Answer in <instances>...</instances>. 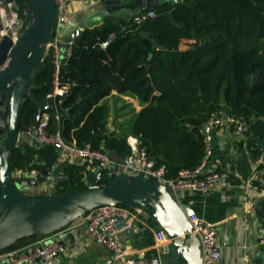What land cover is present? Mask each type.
<instances>
[{
	"label": "trees",
	"instance_id": "16d2710c",
	"mask_svg": "<svg viewBox=\"0 0 264 264\" xmlns=\"http://www.w3.org/2000/svg\"><path fill=\"white\" fill-rule=\"evenodd\" d=\"M17 2L33 11L28 0ZM148 9L158 15L126 25L108 19L83 31L73 55L63 61L61 82L72 85L69 94L58 96V112L49 109L50 132L60 131L79 145L91 143L118 160L131 152L128 138L136 136L159 165L167 166L168 176L176 177L201 164L203 127L226 114L246 122L248 149L257 159L264 150V0H184ZM55 67L50 51L23 103L20 131L36 124L30 96L43 100L54 92ZM114 89L130 91L146 105L127 126L109 131V107L100 101ZM58 158L51 144L21 142L12 168L47 173ZM83 171V165L67 164L68 180L57 193L86 188ZM117 177L105 174L99 185ZM1 196L0 185V202ZM38 238H24L8 249Z\"/></svg>",
	"mask_w": 264,
	"mask_h": 264
},
{
	"label": "built area",
	"instance_id": "2783aa9c",
	"mask_svg": "<svg viewBox=\"0 0 264 264\" xmlns=\"http://www.w3.org/2000/svg\"><path fill=\"white\" fill-rule=\"evenodd\" d=\"M57 8L53 31L55 41L50 46L55 60V90L48 97H54L57 111L58 96L65 97L70 93L72 83L61 82V70L63 61L69 59L75 50L76 43L73 40L67 42L64 51H61V43L58 33L67 24L69 18L70 0H54ZM11 11L2 16L0 28V42L7 37L14 43L25 31L31 21L33 11L29 7L20 8L17 4ZM158 13L154 9H148L135 17L137 23H141L148 18H154ZM108 41L101 44L107 47ZM47 106L39 125H32L20 131L18 145L21 142L30 144H51L57 148L59 158L47 173L39 168H28L25 170H14L15 183L23 192L39 196L44 194H54L58 192V182L52 175V170L60 162L67 164H80L84 166L82 181L88 185L87 177L89 173L95 172L97 184L105 174L116 173V169L122 167L124 174L143 175L169 187L173 197L184 204L181 199L183 191L207 193L217 189L225 181V174L215 168H206L213 154V134L217 126L229 125L236 138L245 136L248 131L247 124L243 120L231 115H215L204 125L205 155L201 164L194 169H182L176 177H169V169L165 164H158L150 156L146 147L136 136H129L128 143L131 152L123 159L118 160L116 156L92 146L91 143L84 145L77 144L76 141H67L60 131L50 132L51 113ZM54 108V107H53ZM58 118L60 114L58 113ZM248 148V139H247ZM249 151V149H248ZM264 156L261 154L254 159V164L263 162ZM64 175V173H63ZM243 189V200H248L253 196L254 188L248 184H241ZM149 215L138 207L130 204H109L98 207L77 221L72 226L86 228L88 233L97 244L106 247L111 253L106 264H144L139 258L128 253L125 235L129 234L141 226L151 229L153 232L152 255L146 264H165L162 254L165 248L172 247V239L167 232L158 224L148 222ZM188 219L200 237L203 248V264H221L223 249L218 237L216 228L206 222L195 213L188 215ZM150 220V219H149ZM71 225V224H70ZM69 226V225H68ZM54 234V233H53ZM47 235L36 239L34 242L23 248L6 249L0 252V264H56V259L65 252L68 245L54 238V235ZM264 243V233L261 237ZM242 253L239 255L238 264H248L249 245L241 244Z\"/></svg>",
	"mask_w": 264,
	"mask_h": 264
},
{
	"label": "water",
	"instance_id": "95a60500",
	"mask_svg": "<svg viewBox=\"0 0 264 264\" xmlns=\"http://www.w3.org/2000/svg\"><path fill=\"white\" fill-rule=\"evenodd\" d=\"M28 1L33 15L25 31L14 43L7 37L0 42V93L5 94L8 104L7 127L0 143V252L24 238L51 235L98 207L130 204L150 215L167 232L172 239L175 264H203L202 243L188 219V215L195 213L194 209L189 204H180L168 186L151 178L123 173L111 184L99 185L96 173L91 172L86 188L39 196L29 195L17 187L12 156L18 146L22 107L50 53L49 45L55 41L53 27L57 13L54 0ZM104 1L118 9L129 4L128 0ZM181 1L184 0H147V6ZM136 3L143 2L136 0ZM85 23L82 22L73 32L76 46L81 41V28ZM30 97L37 108L36 124L39 125L46 107L56 108L55 98L39 100L35 95ZM75 107L70 108L71 114ZM66 167L67 162L63 161L53 168L52 175L58 183L68 180L63 175Z\"/></svg>",
	"mask_w": 264,
	"mask_h": 264
},
{
	"label": "crops",
	"instance_id": "0c3cea01",
	"mask_svg": "<svg viewBox=\"0 0 264 264\" xmlns=\"http://www.w3.org/2000/svg\"><path fill=\"white\" fill-rule=\"evenodd\" d=\"M142 2L137 4L136 0H128V6L118 9L112 8L104 0H70L67 24L58 33L61 51H64L67 42L73 40V32L82 22H86L81 28L82 34L85 29L100 26L108 19L122 20L123 25L130 24L132 20L135 21L137 15L149 8L147 0ZM11 3L13 7L18 4L17 0H0V28L2 16L12 9ZM125 96L129 100L122 104L121 109H128V112L118 115V118L115 117L113 124L114 105L122 102V97ZM103 102L109 107L107 123L109 131H118L121 126H127L135 114L146 105L136 94L117 89L103 97L100 103ZM5 110L7 111L6 108ZM0 114V134H2L5 128V114L3 112ZM127 116H131L130 120L126 118ZM246 132L244 137L236 138L229 125L217 126L213 135L215 137L213 154L206 168L221 170L225 174V181L219 188L207 193L185 190L181 194L184 204L191 205L197 216L216 228L223 249L221 264H238L239 255L242 253L240 246L243 243L249 245L248 264H264V243L261 242L264 233V159L261 164H254V158L247 148L248 133ZM262 154L264 156V150ZM116 174H123L122 167L116 169ZM243 183H248L254 188L253 196L248 200H243L241 187ZM60 184L62 183H58V189L61 187ZM145 219L151 222L150 218L145 217ZM53 235L55 239L68 245L67 250L56 259V264H106L107 259L111 257L109 250L97 244L86 228H74L71 224ZM124 237L128 253L146 264L153 253L151 229L141 226ZM31 243L26 242L16 248H23ZM162 257L165 264H175L172 247L165 248Z\"/></svg>",
	"mask_w": 264,
	"mask_h": 264
},
{
	"label": "rangeland",
	"instance_id": "374dc122",
	"mask_svg": "<svg viewBox=\"0 0 264 264\" xmlns=\"http://www.w3.org/2000/svg\"><path fill=\"white\" fill-rule=\"evenodd\" d=\"M123 99L121 100L122 102H119L118 104H116V106L114 105V107H115V109L113 110V118H112V121H113V124H114V121L116 120V118L115 117H117L118 118V115H121V114H127L126 112H128V109H125V108H123V109H121V107H122V104L124 105V102L126 101V100H129V98L128 97H122ZM0 99H2L3 100V102H1L0 103V112H3L4 114H5V118H6V120H5V118H4V126H5V128H4V132H2V134H0V143H1V141H2V139H3V137H4V134H5V129H6V126H7V121H8V112L5 110V108L7 109V107H6V103H7V101H6V96H5V94L4 93H0ZM116 98H113V100H115ZM133 109H135V108H133ZM132 109V110H133ZM131 110V111H132ZM130 112V111H129ZM130 114V113H129ZM128 114V115H129ZM1 115V114H0ZM128 120H130V118H131V116L130 117H126ZM110 120H111V118H110ZM60 186H62V184H60ZM63 187V186H62ZM62 187H60L59 189H58V191L62 188ZM0 207H1V202H0ZM35 240H29L28 242H34ZM22 243H24V242H22ZM22 243H20V245H22Z\"/></svg>",
	"mask_w": 264,
	"mask_h": 264
}]
</instances>
